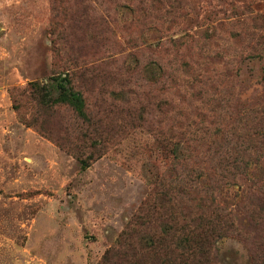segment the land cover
I'll list each match as a JSON object with an SVG mask.
<instances>
[{"label":"rangeland","instance_id":"rangeland-1","mask_svg":"<svg viewBox=\"0 0 264 264\" xmlns=\"http://www.w3.org/2000/svg\"><path fill=\"white\" fill-rule=\"evenodd\" d=\"M249 1L176 0V17L159 15L149 24L134 20L129 0H115L105 8L118 22H88L84 49L107 60L90 65L74 87L82 91L90 117H98L95 112L118 85L109 60L120 59L129 68L124 90L134 119L114 143L92 149L99 141L83 131L78 139L79 125L66 110L45 120L43 132L26 124L33 112L28 84L43 82L61 64L58 37L50 33L51 0H0V264H98L145 208L167 165L154 133L162 127L156 105L166 97L171 107L190 111L192 103L187 92L165 93L162 84L148 83L147 64L164 57L167 40L180 41L177 57L191 64L205 49L241 54L238 81L249 88L241 101L253 90L262 100L264 60L246 47L242 25ZM254 1L264 19V0ZM160 22H173L168 33L149 28ZM79 157L90 164L82 167ZM217 249L223 264L250 259L248 246L236 238L221 239Z\"/></svg>","mask_w":264,"mask_h":264},{"label":"trees","instance_id":"trees-1","mask_svg":"<svg viewBox=\"0 0 264 264\" xmlns=\"http://www.w3.org/2000/svg\"><path fill=\"white\" fill-rule=\"evenodd\" d=\"M114 1L51 0L50 33L58 37L61 64L43 82L28 84L33 107L28 126L43 132L45 120L66 110L79 125L75 129L78 139L83 131L88 140L99 141L89 146L95 149L104 142L111 145L133 125L123 79L129 68L123 69L120 59L109 60L118 85L104 107L95 112L98 117H90L82 91L74 87L90 65L107 60L96 58L100 53L85 51L87 40L82 39V32L88 22L100 27L102 22H118L105 8ZM173 1L129 0L126 4L132 5L135 21L142 17L140 22L152 24L159 15L176 17ZM249 2L250 6L242 7L246 47L252 45L256 57L264 60V19L257 2ZM171 23L149 28L166 34ZM166 42L164 57L147 64L148 83L162 84L165 93L172 89L189 93L191 108H173L166 97L156 105L161 110L162 127L154 133L166 169L145 208L98 264H223L217 243L226 237L248 246L247 264H264V97L259 101L253 90L251 97L241 101L249 89L238 81V65L244 61L241 54L226 57L205 49L191 64L177 57L183 46L180 41ZM223 77L226 84L219 80ZM258 85L264 91V75ZM65 126L71 129L68 122ZM78 160L86 167L91 159Z\"/></svg>","mask_w":264,"mask_h":264}]
</instances>
